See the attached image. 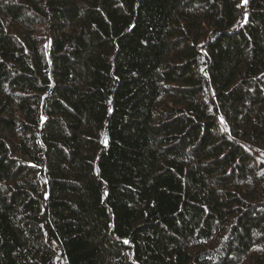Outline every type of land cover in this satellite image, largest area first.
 Listing matches in <instances>:
<instances>
[{
  "label": "trees",
  "instance_id": "obj_1",
  "mask_svg": "<svg viewBox=\"0 0 264 264\" xmlns=\"http://www.w3.org/2000/svg\"><path fill=\"white\" fill-rule=\"evenodd\" d=\"M264 264V0H0V264Z\"/></svg>",
  "mask_w": 264,
  "mask_h": 264
},
{
  "label": "rangeland",
  "instance_id": "obj_2",
  "mask_svg": "<svg viewBox=\"0 0 264 264\" xmlns=\"http://www.w3.org/2000/svg\"><path fill=\"white\" fill-rule=\"evenodd\" d=\"M57 260H58V264H61V259L59 257H57Z\"/></svg>",
  "mask_w": 264,
  "mask_h": 264
}]
</instances>
